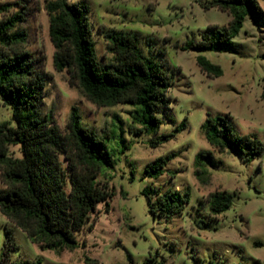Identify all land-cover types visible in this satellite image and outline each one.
Masks as SVG:
<instances>
[{"label":"rangeland","instance_id":"obj_1","mask_svg":"<svg viewBox=\"0 0 264 264\" xmlns=\"http://www.w3.org/2000/svg\"><path fill=\"white\" fill-rule=\"evenodd\" d=\"M77 1L89 7L94 51L101 63L113 59L103 36L108 29L135 35L144 54L167 62L172 121L160 116L157 135L169 134L181 123L185 129L151 147L156 135H134L140 128L133 121L136 109L126 104L97 107L71 73L55 70L45 0H0L5 7L0 19L25 8V21L14 30L26 34L23 48L35 68L49 75L39 114L51 116L64 133L71 109L78 110L82 126L93 128L107 144L112 166L100 170L97 183L113 193L107 204L96 205L72 251L40 250L0 214V257L8 253L3 264H264V18L246 17L230 52L197 53L182 46L198 41L207 26H226L230 20L217 8L206 9L209 0H68ZM256 1L264 12V0ZM198 56L220 66L222 75L207 76L196 63ZM225 115L237 135L255 134L261 141L262 152L252 162H242L232 150L218 152L206 141L201 124L207 116ZM2 123L15 125L10 107L0 100ZM9 151L21 156L18 146ZM202 151L211 158L197 163ZM171 154L174 158L162 175L150 178L148 164ZM196 168L206 171L201 180L194 175ZM145 187L161 193L188 191L183 213L169 220L154 218ZM216 191H226L232 200L226 211L212 215L208 201Z\"/></svg>","mask_w":264,"mask_h":264},{"label":"trees","instance_id":"obj_2","mask_svg":"<svg viewBox=\"0 0 264 264\" xmlns=\"http://www.w3.org/2000/svg\"><path fill=\"white\" fill-rule=\"evenodd\" d=\"M5 7L0 6L4 11ZM206 9L217 8L227 13L226 26L209 25L200 39L182 46L183 51L230 52L231 40L243 28L246 17L264 18L256 0H209ZM49 18L48 34L54 48L56 71H68L86 96L97 107L126 104L136 109L133 121L140 125L134 135H156L150 142L155 148L176 137L185 129L178 125L169 134L157 135L162 120L172 121L171 99L167 94L173 82L169 65L143 53L135 35L114 29L103 31L106 50L112 61L101 63L94 51L89 7L83 1L45 0ZM25 8L6 19H0V100L10 107L15 125L0 124V214L20 229L40 250H75L76 234L87 225L88 218L99 203L107 204L113 197L97 183L102 168L112 166L104 138L93 128L82 126L76 108L71 109L65 132L61 133L51 116H41L38 107L49 75L34 66L30 52L22 44L26 34L14 30L25 21ZM196 63L209 77H220L222 69L204 56ZM206 141L218 152L232 150L242 162L250 163L262 152L255 134L237 135L231 119L207 116L201 124ZM18 146L20 157H13L9 147ZM173 155L153 159L146 173L156 179ZM211 158L210 152H199L201 159ZM204 171V170H203ZM202 172L194 175L201 180ZM149 212L169 220L181 215L188 203V191L167 189L161 193L145 187ZM125 195V194H124ZM226 191L209 195V212L219 215L231 206ZM92 230V225L89 226ZM6 234H10L6 231ZM8 255L3 251L0 264ZM11 264H23L14 261Z\"/></svg>","mask_w":264,"mask_h":264}]
</instances>
